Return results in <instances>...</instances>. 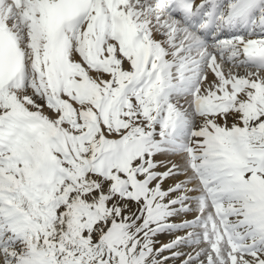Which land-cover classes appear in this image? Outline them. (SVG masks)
<instances>
[{"label": "snow or ice", "instance_id": "obj_1", "mask_svg": "<svg viewBox=\"0 0 264 264\" xmlns=\"http://www.w3.org/2000/svg\"><path fill=\"white\" fill-rule=\"evenodd\" d=\"M0 264H264V0H0Z\"/></svg>", "mask_w": 264, "mask_h": 264}]
</instances>
